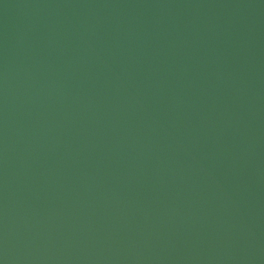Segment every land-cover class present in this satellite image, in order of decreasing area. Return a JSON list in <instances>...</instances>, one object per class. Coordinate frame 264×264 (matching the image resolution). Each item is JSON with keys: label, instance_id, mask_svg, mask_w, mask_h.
I'll return each mask as SVG.
<instances>
[{"label": "water", "instance_id": "obj_1", "mask_svg": "<svg viewBox=\"0 0 264 264\" xmlns=\"http://www.w3.org/2000/svg\"><path fill=\"white\" fill-rule=\"evenodd\" d=\"M0 264H264V0H0Z\"/></svg>", "mask_w": 264, "mask_h": 264}]
</instances>
